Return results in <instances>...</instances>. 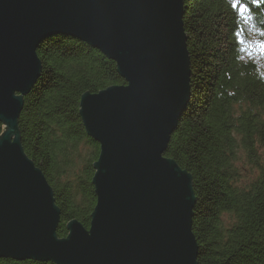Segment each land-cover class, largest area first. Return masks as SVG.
<instances>
[{
  "label": "water",
  "instance_id": "95a60500",
  "mask_svg": "<svg viewBox=\"0 0 264 264\" xmlns=\"http://www.w3.org/2000/svg\"><path fill=\"white\" fill-rule=\"evenodd\" d=\"M184 0H0V259L55 264H198L192 177L164 156L190 98ZM62 35L100 51L125 80L86 93L100 146L89 229L68 225L44 173L12 133L38 82L37 50Z\"/></svg>",
  "mask_w": 264,
  "mask_h": 264
},
{
  "label": "trees",
  "instance_id": "16d2710c",
  "mask_svg": "<svg viewBox=\"0 0 264 264\" xmlns=\"http://www.w3.org/2000/svg\"><path fill=\"white\" fill-rule=\"evenodd\" d=\"M232 4L183 1L191 98L164 156L192 177L198 264H264V73L243 56L264 44V0ZM37 54L42 73L12 134L53 189L62 239L73 221L89 229L97 201L92 180L100 146L85 131L81 98L125 80L114 61L71 37L47 38ZM5 128L0 121V136ZM241 152L251 171L245 184L237 169Z\"/></svg>",
  "mask_w": 264,
  "mask_h": 264
},
{
  "label": "rangeland",
  "instance_id": "374dc122",
  "mask_svg": "<svg viewBox=\"0 0 264 264\" xmlns=\"http://www.w3.org/2000/svg\"><path fill=\"white\" fill-rule=\"evenodd\" d=\"M262 45H264V44H259L258 42H256L255 44H252V48H254L253 54L252 55L245 54L243 56H248V58H250V59L254 60L256 63H258L259 68L264 73V48L261 47ZM250 47H251V44H250ZM5 131H6V129L4 130V132ZM14 138H15V136H14ZM244 157H246L245 153L241 152V154H239L240 162L237 163V169L239 171V179L242 180V182H241L242 184H245L247 182L248 176L250 178V174H251L250 168L248 169L246 167H243V164L245 162H241V161Z\"/></svg>",
  "mask_w": 264,
  "mask_h": 264
},
{
  "label": "snow or ice",
  "instance_id": "6c2138e0",
  "mask_svg": "<svg viewBox=\"0 0 264 264\" xmlns=\"http://www.w3.org/2000/svg\"><path fill=\"white\" fill-rule=\"evenodd\" d=\"M237 2H238V0H233L232 6L234 8L236 7ZM247 11H248L247 7H245L243 4H241L239 7V12L243 14V13H246ZM261 47L264 48V45H262Z\"/></svg>",
  "mask_w": 264,
  "mask_h": 264
}]
</instances>
